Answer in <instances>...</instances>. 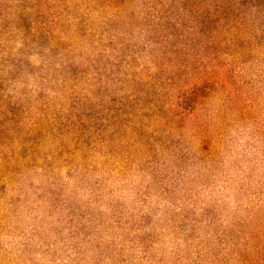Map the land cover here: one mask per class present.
Returning a JSON list of instances; mask_svg holds the SVG:
<instances>
[{
    "label": "rangeland",
    "instance_id": "obj_1",
    "mask_svg": "<svg viewBox=\"0 0 264 264\" xmlns=\"http://www.w3.org/2000/svg\"><path fill=\"white\" fill-rule=\"evenodd\" d=\"M29 3L0 0V125L6 113L26 125L57 113L61 126L71 90L80 112L106 115L101 96L113 93L114 50L86 38L73 48L77 39L64 36L56 46L36 32ZM41 20L53 27L46 13ZM96 48L103 55L86 70ZM134 57L144 79L149 56ZM136 128L135 138L84 149L79 159L52 149L41 167L12 175L10 185L0 178V264H207L201 256L215 252L221 228L264 207V146L251 135L235 130L221 163L197 154L177 132Z\"/></svg>",
    "mask_w": 264,
    "mask_h": 264
},
{
    "label": "trees",
    "instance_id": "obj_2",
    "mask_svg": "<svg viewBox=\"0 0 264 264\" xmlns=\"http://www.w3.org/2000/svg\"><path fill=\"white\" fill-rule=\"evenodd\" d=\"M31 13L36 32L56 46L64 36L77 39L73 48L86 38L114 50L113 93L104 89L106 115L91 119L79 111L71 90L70 115L61 126L57 113L29 125L6 113L0 125L4 184L24 169L41 167L52 149L73 151L72 158L79 159L77 152L84 149L135 138L140 125L177 132L197 154L221 163L235 130L264 146V0H30ZM43 13L53 27L41 20ZM139 51L149 56L153 69L144 79L133 66ZM102 53L96 48L84 59L86 70L94 69ZM251 210L221 228L215 252L203 254V261L264 264V207Z\"/></svg>",
    "mask_w": 264,
    "mask_h": 264
}]
</instances>
